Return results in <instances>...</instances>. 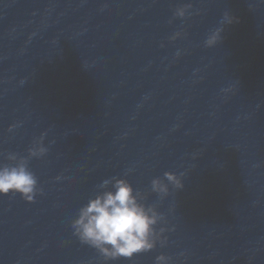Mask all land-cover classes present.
<instances>
[{
    "label": "water",
    "instance_id": "1",
    "mask_svg": "<svg viewBox=\"0 0 264 264\" xmlns=\"http://www.w3.org/2000/svg\"><path fill=\"white\" fill-rule=\"evenodd\" d=\"M176 32L159 0H0V163L48 148L43 195H0V264H264V184ZM166 171L184 187L161 199ZM113 176L164 215V246L106 262L73 235Z\"/></svg>",
    "mask_w": 264,
    "mask_h": 264
},
{
    "label": "clouds",
    "instance_id": "2",
    "mask_svg": "<svg viewBox=\"0 0 264 264\" xmlns=\"http://www.w3.org/2000/svg\"><path fill=\"white\" fill-rule=\"evenodd\" d=\"M190 8V3L178 6L174 16L184 18ZM235 20L234 16L225 11L221 23L232 24ZM221 32V28L213 31L205 40V46L216 45L221 39ZM179 36L181 33L176 32L171 39L175 40ZM15 127L18 125H11L9 131ZM45 136L46 133H41L38 138L33 139L31 147L27 149V156L15 152L7 153L6 159L12 163H0V195L10 192L19 194L29 203L34 202L37 195H43V189L38 187L36 174L29 168V160L42 158L48 153V148L44 145ZM131 171L129 169L125 176ZM183 175L166 171L163 178H153L152 192L163 199L169 194V185L174 189H182ZM145 200L146 196L134 189L126 178H106L97 186L94 197H90L78 209L76 217L71 221L73 235L82 244L96 249L106 262L121 258L130 260L136 254L153 250L157 242L164 246L167 237L163 233L169 229L160 227L157 230L156 227L164 220V215L155 204H146ZM170 259L161 253L155 257V264H169Z\"/></svg>",
    "mask_w": 264,
    "mask_h": 264
}]
</instances>
